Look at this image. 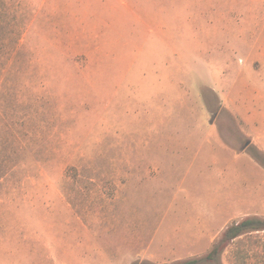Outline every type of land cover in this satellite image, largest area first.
I'll return each mask as SVG.
<instances>
[{
  "label": "rangeland",
  "instance_id": "rangeland-1",
  "mask_svg": "<svg viewBox=\"0 0 264 264\" xmlns=\"http://www.w3.org/2000/svg\"><path fill=\"white\" fill-rule=\"evenodd\" d=\"M245 220L264 0H0V264H264Z\"/></svg>",
  "mask_w": 264,
  "mask_h": 264
},
{
  "label": "trees",
  "instance_id": "trees-1",
  "mask_svg": "<svg viewBox=\"0 0 264 264\" xmlns=\"http://www.w3.org/2000/svg\"><path fill=\"white\" fill-rule=\"evenodd\" d=\"M264 222L259 220H245L241 223L234 224L228 228L225 233V240L226 241H234L240 238L242 235L246 234L251 230H261L263 229ZM219 253V247H215L212 252L206 257L205 260H212L216 255ZM199 260H192L182 264H198Z\"/></svg>",
  "mask_w": 264,
  "mask_h": 264
}]
</instances>
